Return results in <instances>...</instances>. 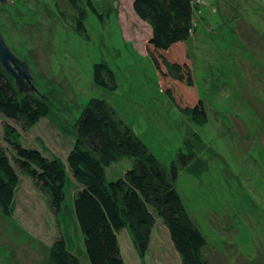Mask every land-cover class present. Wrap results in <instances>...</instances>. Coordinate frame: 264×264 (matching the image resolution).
<instances>
[{
    "label": "rangeland",
    "instance_id": "rangeland-1",
    "mask_svg": "<svg viewBox=\"0 0 264 264\" xmlns=\"http://www.w3.org/2000/svg\"><path fill=\"white\" fill-rule=\"evenodd\" d=\"M8 1H0L1 36L28 65L34 91L51 111L26 127L0 113L1 144L8 133L65 163L86 102L105 99L162 162L206 240L203 258L264 264V0H193L195 30L187 50L177 43L178 49L164 51L150 43L152 29L134 13L132 0H90L92 6L78 0L87 10L82 33L73 28L76 10L68 0ZM96 63L113 72L114 88L95 84ZM199 98L207 114L201 123L190 114ZM7 123L14 127L7 130ZM188 147L194 155L183 165L179 153ZM133 160L111 162L107 180L122 177ZM18 171L10 215L0 206V264H46L64 213L75 217L80 186L67 176L57 213L33 177ZM150 208L155 222L145 229V252L128 228L118 231L124 261L181 264L169 231Z\"/></svg>",
    "mask_w": 264,
    "mask_h": 264
},
{
    "label": "trees",
    "instance_id": "trees-1",
    "mask_svg": "<svg viewBox=\"0 0 264 264\" xmlns=\"http://www.w3.org/2000/svg\"><path fill=\"white\" fill-rule=\"evenodd\" d=\"M68 2L76 10L72 16L73 28L82 33L86 29L87 10L80 7L78 0ZM132 3L137 17L152 29L150 43L153 47L160 51L169 47L178 49V43L187 50L188 34L195 30L193 6L196 3L193 0H132ZM88 4L92 6L90 0ZM17 59L27 72L28 66L18 56ZM93 73L95 84L116 86L113 72L104 63H96ZM31 78L30 74L24 77L21 85L0 63V113L24 127L38 123L51 111L46 99L36 95ZM200 98L190 114L194 121L201 123L207 119V114ZM12 127L7 123V130ZM76 131L75 143L65 163L58 157L44 155L36 147L9 139L8 133L6 146L0 142L3 214L10 215L15 189L20 182L19 169L32 176L39 188L46 191L50 207L57 213L63 209L67 176L80 186L74 196L75 217L70 211L64 213L61 234L51 245L46 264H126L118 244V231L128 228L137 248L145 252L150 242L149 234L144 232L155 222V213L150 207L169 231L181 264H211L201 253L206 240L189 218L176 187L166 179L162 162L117 116L110 103L99 97L87 101L77 117ZM193 155V149L188 147L187 153H179V161L186 165ZM123 156L134 159V164L122 177L108 181L106 167ZM169 172L177 178L173 162Z\"/></svg>",
    "mask_w": 264,
    "mask_h": 264
},
{
    "label": "water",
    "instance_id": "water-1",
    "mask_svg": "<svg viewBox=\"0 0 264 264\" xmlns=\"http://www.w3.org/2000/svg\"><path fill=\"white\" fill-rule=\"evenodd\" d=\"M0 1L4 2L5 0H0ZM7 2H9V1L7 0ZM17 60H18L17 59V56L14 55L10 51L8 45L6 44V42L4 41V39L2 38V36L0 34V63L4 67H6L10 71V73H12L14 76H16L17 80L22 85L24 77L25 78H28L29 73L28 72H25L22 69V66L19 65V63H18ZM24 64H25V61H24ZM15 68H17V69L15 70Z\"/></svg>",
    "mask_w": 264,
    "mask_h": 264
},
{
    "label": "flooded vegetation",
    "instance_id": "flooded-vegetation-1",
    "mask_svg": "<svg viewBox=\"0 0 264 264\" xmlns=\"http://www.w3.org/2000/svg\"><path fill=\"white\" fill-rule=\"evenodd\" d=\"M14 67V66H13ZM17 68H15V70H16Z\"/></svg>",
    "mask_w": 264,
    "mask_h": 264
}]
</instances>
